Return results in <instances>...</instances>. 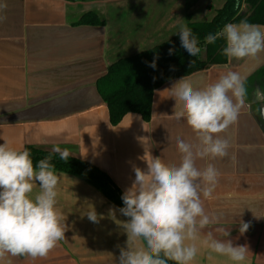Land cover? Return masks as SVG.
<instances>
[{
  "label": "crops",
  "instance_id": "obj_1",
  "mask_svg": "<svg viewBox=\"0 0 264 264\" xmlns=\"http://www.w3.org/2000/svg\"><path fill=\"white\" fill-rule=\"evenodd\" d=\"M0 14V143L52 151L67 148L70 156L107 174L123 193L131 186L133 165L146 169L139 157L147 153L166 163H178L177 138L194 139L183 120L170 117L175 79L156 89L150 118L127 114L112 126L96 82L123 54H136L163 43L185 23V0H6ZM207 6L206 8H208ZM94 13L102 26L78 25ZM213 16V15H212ZM210 17V19L212 18ZM193 20L194 14H193ZM197 22V21H195ZM261 26V25H259ZM264 30V26H261ZM129 57V56H128ZM258 60L226 61L191 76L212 82L221 73L246 77V106L238 121L221 135L229 139V158L197 160L214 163L221 172L214 198L206 210L221 215L234 245H247V264H264V85L257 76ZM144 139V140H143ZM143 140V142H142ZM235 159H231V157ZM57 207L67 231L46 258L7 257L0 264H118L127 235L119 225L128 218L81 179L57 172ZM97 213L98 223L87 217ZM102 217V218H101ZM250 227L243 235L240 222ZM218 238L219 234H217ZM201 248L193 264H231L226 257Z\"/></svg>",
  "mask_w": 264,
  "mask_h": 264
},
{
  "label": "clouds",
  "instance_id": "obj_2",
  "mask_svg": "<svg viewBox=\"0 0 264 264\" xmlns=\"http://www.w3.org/2000/svg\"><path fill=\"white\" fill-rule=\"evenodd\" d=\"M6 8V0H0V13ZM5 20L0 14V23ZM178 34L190 56L201 52L186 24H179ZM218 39L225 42L222 55L228 61L258 60L264 53V30L246 20L226 23L220 31L208 34L204 44ZM174 51L170 48L169 54ZM149 66L156 68L155 59ZM245 81L237 71L221 73L208 83L204 78L197 82L184 76L163 91H170L169 98L175 101L170 117L185 121L194 139L177 138L178 163L149 155L145 147L139 159L146 162V169L133 165L135 178L123 192L124 207L119 209L128 220L119 223L127 240L126 247L117 245L118 264H193L201 248L209 251V258L214 253L231 264H247V245H234L227 239L230 231L220 226L221 215L205 207L219 186L220 170L211 162L203 168L196 163L229 158L231 143L221 134L236 124L246 106ZM53 154L67 162L70 151L54 145L52 153L34 163L27 148L0 143V261L9 256L46 258L65 240L67 225L57 207L60 177L52 163ZM86 215L99 222L95 210ZM249 227L241 221L240 234Z\"/></svg>",
  "mask_w": 264,
  "mask_h": 264
},
{
  "label": "trees",
  "instance_id": "obj_3",
  "mask_svg": "<svg viewBox=\"0 0 264 264\" xmlns=\"http://www.w3.org/2000/svg\"><path fill=\"white\" fill-rule=\"evenodd\" d=\"M196 3L197 0H185V23L201 47L197 56L187 53L177 34L147 50L118 59L110 64L106 73L97 80L96 90L108 109L112 126L118 125L123 117L130 113L138 114L148 121L152 96L156 89L169 81L191 76L213 66L224 65L227 61L222 55L224 40L218 39L214 44H204V38L208 34L220 31L226 23H239L241 20L264 26V0H224L221 7L215 10L212 18L206 22L193 20L192 9ZM103 23L92 12L84 14L77 22L78 25L87 26H102ZM170 48L175 49L171 55ZM154 59L155 69L149 66ZM257 76L264 85V67L258 71ZM25 148L30 150L34 163L52 153L32 146ZM53 156L55 171L81 179L119 209L124 207L121 198L123 193L107 174L74 157L69 156L65 162L60 160L57 154ZM168 264L174 262L169 261Z\"/></svg>",
  "mask_w": 264,
  "mask_h": 264
},
{
  "label": "rangeland",
  "instance_id": "obj_4",
  "mask_svg": "<svg viewBox=\"0 0 264 264\" xmlns=\"http://www.w3.org/2000/svg\"><path fill=\"white\" fill-rule=\"evenodd\" d=\"M224 0H197L196 5L192 9L194 19L197 22H206L214 14V11L221 7ZM209 6L208 8H206ZM125 56H132L134 54H123Z\"/></svg>",
  "mask_w": 264,
  "mask_h": 264
},
{
  "label": "water",
  "instance_id": "obj_5",
  "mask_svg": "<svg viewBox=\"0 0 264 264\" xmlns=\"http://www.w3.org/2000/svg\"><path fill=\"white\" fill-rule=\"evenodd\" d=\"M260 108H261L262 117H264V104H261Z\"/></svg>",
  "mask_w": 264,
  "mask_h": 264
}]
</instances>
